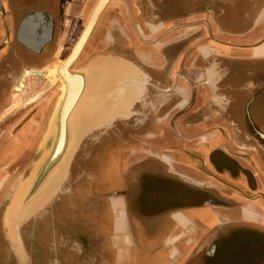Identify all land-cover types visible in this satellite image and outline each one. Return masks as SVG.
<instances>
[{"label":"flooded vegetation","instance_id":"flooded-vegetation-1","mask_svg":"<svg viewBox=\"0 0 264 264\" xmlns=\"http://www.w3.org/2000/svg\"><path fill=\"white\" fill-rule=\"evenodd\" d=\"M97 1L6 0L0 3L3 33L0 40V96L11 87L17 92L26 89L23 81L26 71H41L63 64ZM80 8L87 10L81 11V30L73 37L70 30L74 19L71 16ZM26 20L28 24L23 26ZM29 22L31 29L39 25L34 32L39 36V46L45 49L41 54L28 53L24 34L15 38L17 29L22 26V30L30 29ZM263 25L264 0H110L74 68L87 67L100 57L128 61L138 70L135 78L138 99L128 115L91 133L71 168V172L76 169L71 180L80 183L74 187L70 181L69 192L30 221L28 244H39L43 227L56 242L58 254L65 256L61 264H80L86 246L95 242L89 235L91 223L88 225L87 221H93L104 235L124 232L130 241L131 236L136 241L142 229H153L167 214L179 213L192 204L237 207L232 199L236 197L234 195L247 196L231 185L237 177L244 181L248 193L263 198V194L257 192L254 174L240 160L246 166L257 167L255 163H258L264 167V55L253 59L228 57L227 41L213 43L216 41L213 29L228 37V32L237 35ZM170 37L169 43L163 44ZM258 47L264 48V34ZM170 49H174L173 54L168 53ZM229 87L235 90H229ZM152 116L154 118L150 119ZM179 118L184 119L185 125L192 122L199 126L219 120L226 126L225 130L216 126L204 130L196 137L211 147L205 156V166L219 170L213 177L203 174L210 180H189L172 167L174 163L161 157L163 167L150 161L135 162L129 170L116 176L117 186L107 193L98 189L91 191V183L84 188L82 182L86 181L87 170L91 172L90 164L97 153L100 157L102 151L118 148L112 144L117 142L120 128L133 131L149 121L158 123L159 119H167L173 129ZM232 118L242 120L236 126L231 122ZM116 126L120 128L114 130ZM228 128L234 134L233 140L240 153L212 146L219 138L228 144ZM214 133L215 136H209ZM199 164V169L204 171L203 162L199 161ZM221 174L227 178H220ZM113 196L120 198L119 207L110 205ZM92 198L101 209L88 219L84 215L83 202L85 200L91 207L94 205ZM140 206L149 211H139ZM2 213L1 207L0 261L11 253L9 248L15 250L14 244L5 237ZM247 227L250 229L230 231L228 228V262L256 264L264 260V229L256 225ZM223 239L221 234L218 243ZM100 242H95L96 248ZM13 256L15 264H23L20 263L22 259ZM28 259L26 264H32L29 255ZM50 264L60 263L52 260Z\"/></svg>","mask_w":264,"mask_h":264},{"label":"crops","instance_id":"crops-1","mask_svg":"<svg viewBox=\"0 0 264 264\" xmlns=\"http://www.w3.org/2000/svg\"><path fill=\"white\" fill-rule=\"evenodd\" d=\"M4 1L6 0H0V3H3ZM8 23L10 24V22ZM1 24L2 22L0 18V40L3 34ZM23 26L21 29H17L18 32H16L15 38H18L17 35L24 34L25 37L27 36V38L23 39V41L27 42L26 50L28 53L36 51L34 53L41 54L45 49L44 46H39V36H37V34L34 32L39 25L37 24L31 29L29 22L28 26H30V29L26 31L24 29L22 30ZM213 32L214 39L217 41H214L213 43L228 42V49L226 51L228 53V57L253 59L264 55V48L258 47V43L261 41V39H263L264 25L263 27H260L256 30L253 29L246 33L240 32V34L237 35L228 32V37H225V35L217 32L215 29H213ZM167 40L168 41L163 42V44L169 43L171 37ZM168 53L173 54L174 49L168 50ZM1 55L2 53H0V56ZM105 59L106 57L98 58L92 64H90L94 66L83 70V72H89L92 70V72H96L97 75L101 74L102 76L100 79H102L100 82L98 81V86H100L101 83V86L105 84L106 75H108L107 77L110 76L111 79L108 78V83L112 86L115 85L114 82L119 81L118 78L120 75H122V73H124L126 77L124 79L128 78L129 68L121 67V64L124 62L117 61L121 64L119 67H116L114 64H108L111 61ZM124 66H126V64ZM26 74H28V71L25 72V75ZM135 80H131V86H137L135 85ZM125 82L129 84V81L127 82V80H125ZM140 86L141 85H139V87ZM100 89L101 88L99 87V90ZM121 89L122 88L118 90ZM228 89H231L232 91L235 90L233 87H229ZM137 92L138 89H136L135 93L130 92L128 95V107L121 105L124 109L120 106V109L117 110V113H119L120 116L129 114V107L138 98ZM121 97H123V95ZM102 99L104 100V95ZM183 118H179L175 121L173 129L158 125L160 128L157 126L149 136L155 137L156 139L160 138L158 141H156L157 148H160L165 144L168 147L175 148L170 150L172 155L167 156L168 159L166 160L171 164L174 163L176 171L179 172L184 171L183 169H189L192 170L193 173H195L193 175H197L199 179L210 180L204 176L201 178V172H195V168L190 169L189 167H186V163H183L185 157L182 156L185 154V148H190L187 152L199 151L200 153L202 152L203 154H207L209 152V148H211L210 145H204L202 140H199L198 138L196 141L197 143H192V146L191 144H186L183 140L190 137H200V135H202V131L214 129L216 124L208 122L199 126L192 124L185 125ZM241 120L242 118H232L231 122L235 123L237 126V123H239ZM161 121L163 120L159 119L158 122L160 123ZM164 124L169 126L167 119L164 120ZM226 132L228 133V144H224L215 140L212 142V146L219 147L222 151L229 150L233 153H240V151L237 150L238 148L235 141L233 140L234 134L230 133L229 128L226 130ZM215 135L216 133L212 135L210 134L209 136L212 137ZM248 156H250L249 153ZM240 162L254 174L257 192L263 194V198H255L254 193H248L244 181L240 179L241 177H237V181H235L236 183L233 182L231 185L239 187L242 192L247 194V196L244 198L237 197V194L234 195L236 197H233L232 199L237 203V207H228V205H224V207H218L201 203L202 206L192 204L187 208L185 207V209L182 208L184 211H179V213L174 214H167L165 217H163L162 223H158L153 227V229H146V234H148L151 238H158L160 236L159 234H162L159 239L160 245L151 249L144 245L141 247L142 243H140L141 240L138 237L136 238V243L130 241V238L129 240L126 239L125 241L123 236L124 232H115L114 234L112 232H107L105 236L100 237L99 234L96 233V229H94V231L91 230L89 231L91 233V239L96 243L100 240L102 242H100V245H98L97 248L95 242L89 243L86 246V253L83 255V257H81L80 264H143V260L145 261V259H149L147 261L148 264H245L228 262V228H230V231H233L235 228L250 229L247 226L256 225L264 229V167L258 165V163H255L257 167H250L249 165L246 166L243 160H240ZM204 164L206 165V159ZM205 171H207L206 173L209 174V176L213 177L215 176L213 174H216L219 170L211 166H205ZM219 177L226 179L227 175L221 174ZM216 186L220 189V191H222L221 187L218 185ZM198 210H204L208 211L209 213H213L212 220L208 222L205 220L203 222L204 224L200 223L199 220L195 218V212ZM245 225L246 227H243ZM221 234L224 236V239L218 243ZM151 238L148 237L147 241H151ZM145 255L148 256L146 257ZM147 263L144 262V264ZM77 264L79 263L77 262ZM256 264H264V260L257 262Z\"/></svg>","mask_w":264,"mask_h":264},{"label":"rangeland","instance_id":"rangeland-1","mask_svg":"<svg viewBox=\"0 0 264 264\" xmlns=\"http://www.w3.org/2000/svg\"><path fill=\"white\" fill-rule=\"evenodd\" d=\"M82 10L85 12L87 8H80V10H76L71 16V18L73 17L74 19L70 30L73 37L81 30V23H83V20L80 19L83 16L81 13ZM114 60L122 61L126 63V65L129 64L133 66L130 62L125 60H118L116 58H114ZM75 65L76 62L72 67L69 68V70L78 71L85 68L75 69ZM56 68L42 69L41 71L34 69L29 70L28 74L23 78V81L26 82V89L17 92L13 87H11L2 91L3 93L0 96V208H3L1 225L5 231L6 239L12 242L15 247V250L9 248L11 253L7 254L8 258L6 257L4 261L1 260L0 264H15L13 255H15L17 258L22 259L23 261L20 263L23 264L28 263V255L30 259H33L32 264H50L52 260H57V262H59L60 264L64 263L65 256L58 254L59 251L55 250L54 246L56 242L51 237H49V232L45 233L43 227H41V231L38 237L39 244H36L35 246L28 244V234L30 230L28 229V226L29 224H31L30 221L39 216L40 213H45L46 210L56 200L59 199V197H63L67 192H69V184L71 183V178L72 176L74 177V173L76 170L74 169L71 172L74 159L79 153L80 149L84 148V146L88 143V140H90L89 137L91 133L96 130L106 128L113 124L115 120L123 118V116H119L113 121H110L107 125L94 129L88 134V136L83 139L71 163L69 177L62 192L59 193L58 196L46 208H44V210L39 212L36 216L30 218L25 224H23L17 235L9 234L8 227L6 225L7 223L5 220L7 209L11 206V201L16 196L17 189L19 188L18 186L22 184L23 181H26V179L32 172V168H30V166L33 162H37L41 157L42 149L40 148V146L42 145L43 134L45 132L46 125L56 103L58 102L62 94L61 82H59L58 80L54 81L51 87L48 88L45 93L38 97L34 102H28L32 98H34L36 94L41 93L42 91H44V89H46L47 76H49L50 73H52ZM133 69L137 75L138 70L135 68ZM32 71L44 72V74L33 75V73H31ZM133 103L129 107L128 113L131 112ZM154 114L156 113H153V115ZM153 118L154 117L152 116L150 119ZM162 120L163 121H161L160 123L149 121L143 127H140L137 130L133 131L123 130L119 126H116L114 130L120 128L119 130L121 134H118L119 137L117 138V142L113 143L112 145H118V148H110L107 151H102L100 157H98L100 153H97L94 160L90 164L91 172L87 170L88 176H86L85 178L86 181L84 180L82 182L84 188H87V185L89 186V184L91 183V191H97L98 189V191L103 190L106 191L105 193H107L108 191L113 190L118 183L115 179L116 176L121 175V173L125 172L126 170H129L130 166L135 162L150 161L154 164L158 163L163 167L165 164L163 165V162L160 160L162 159L161 157L168 159L167 156L172 155L170 150H173L175 148L168 147L166 144L160 148H157L156 141H158L160 138L156 139L155 137L149 136L158 125L161 127H169L170 129H172L171 125L167 126L166 124H164L165 119ZM167 123L169 124L168 120ZM188 123L193 125L192 122ZM212 123H215L218 129H222L221 127H223V129L225 130L226 128V126L224 127V124L219 120ZM197 140L198 139L196 137H190L185 138L183 141L186 144H191L192 146V143L196 144ZM218 141L226 144L225 139L219 138ZM185 149V154L182 155L185 157L183 163H186V167H189L190 169L195 168V172H201V178H203V174L207 171L199 169V165L201 164H199V161L203 162L204 164L206 159L205 156L207 154H203L202 152L200 153L199 151L187 152L190 148ZM172 167H174L173 164ZM183 170L184 171H179V173H182L181 176H184L189 180H199L197 175H193L195 173H193L192 170ZM207 176L208 175L205 174V178ZM72 183L74 187H77L76 185L77 183H80V181H76L74 183L73 180ZM236 189L240 191L239 187ZM111 195H113V193ZM91 200L94 203V205H92L91 207L85 204V200L83 202L84 210L86 211V213L84 214L83 212V214L86 215L88 219L89 216L90 218H93L95 216L94 214L101 209L94 198H92ZM102 201L104 200L102 199ZM109 201L111 206L115 207L117 205L119 207L120 205V198H115L113 196ZM79 206L81 207V204ZM138 210L145 212L149 211L143 206H140ZM212 217L213 213H209L208 211L198 210L195 212V218L198 219L202 224H204L203 222L205 220H207V222L211 221ZM90 223L92 231L96 229V233L99 234L100 237L105 236L101 233V231L97 229V227H95L96 224H94L93 221H87L88 225ZM141 231L142 233L139 232L137 235V237L141 240V247H143L144 245L151 249L160 245L159 239L162 234H159L160 236L158 238H151L148 234H146L145 229H142ZM89 235L91 236L90 232ZM125 235L128 234L126 233ZM125 235L124 238L129 240V238L125 237ZM148 237L151 238V241H147ZM131 238L133 243H136L135 238L133 236H131ZM145 256L147 257L148 255ZM148 260L149 259H145V261L143 260V264L144 262L147 263Z\"/></svg>","mask_w":264,"mask_h":264},{"label":"water","instance_id":"water-1","mask_svg":"<svg viewBox=\"0 0 264 264\" xmlns=\"http://www.w3.org/2000/svg\"><path fill=\"white\" fill-rule=\"evenodd\" d=\"M109 2L110 0L97 1L83 31L81 32L76 44L72 48V52L68 59L59 67H57L52 73H50L49 76H47L46 89H44V91H42L41 93L36 94V96L28 102H34L38 97L45 93L48 88L51 87L54 81L58 80L59 82H61L62 94L58 102L56 103L46 125V129L43 134L42 145L40 146V148L42 149L41 157L37 162H33L30 166V168H32V172L30 173L26 181H23L22 184L18 186L19 191L17 189V196H15V198L11 201V206L7 209L5 220L7 223L6 225L8 227L9 234L17 235L23 224H25L30 218L36 216L39 212L44 210V208H46L58 196V194L62 192L69 177L71 163L83 139L94 129L107 125L110 121H113L115 118L119 117L120 114L117 113V110H119L121 105L128 107V95L130 94V92H136L137 88L135 86H131L130 84L131 80L133 81L136 78V73L133 69L134 67L129 64L124 66L126 63H123V65L121 63H118L114 59L106 58L105 60L111 61L108 64H114L116 67H119L121 64L122 68H129L128 78L124 79L126 77L124 73H122V75H120L121 77L119 76L118 78L119 81L115 82V85L112 86V90L109 91V89H107L105 98L108 103L103 113H101L100 116H97L96 119L94 118L93 121L83 124L74 137L71 148L69 150H66L64 148V153H60L62 154L61 157L57 158L56 151L60 142V131L62 129L61 115L65 103V86H67V83L65 81L66 79L60 76V74L58 73V69L61 66L65 65L66 62L72 57L73 60L68 65V71L70 74L82 73L84 75L83 70L94 66L89 65L84 69L78 71L69 70V68L72 67L80 57L92 31L98 23L99 17L104 12ZM27 22L28 20H26L23 25H27ZM25 44L27 45V42ZM31 73H33V75L44 74V72L36 71H32ZM125 80H127V82L129 81V84L126 83ZM120 88H122L119 91L122 93L123 97L120 101L116 102V99L112 95L113 93H115L114 91H116L118 94L119 92L117 90ZM9 211L10 214L8 215Z\"/></svg>","mask_w":264,"mask_h":264},{"label":"bare ground","instance_id":"bare-ground-1","mask_svg":"<svg viewBox=\"0 0 264 264\" xmlns=\"http://www.w3.org/2000/svg\"><path fill=\"white\" fill-rule=\"evenodd\" d=\"M72 60L73 57L58 69L60 76L66 79L67 86H65V103L61 115L62 129L60 131V142L56 151L57 158L61 157L62 154L60 153H64V148L66 150L71 148L74 137L83 124L93 121L94 118L96 119L97 116H100V114L103 113L108 103L105 98V93L107 89L111 91L113 88L112 85L108 83L109 79H111L110 76L107 77L108 75L105 77V84L101 86V83V85L98 86V81L100 82L102 79H100V77L102 75H97L96 72H92V70L84 72V75L82 73L70 74L68 71V65ZM99 87L101 88L100 90ZM117 91L119 92L118 94L114 91L115 93L112 95L116 99V102L122 98V93L119 90ZM103 95L104 100L102 99ZM9 214L10 211L8 212V215Z\"/></svg>","mask_w":264,"mask_h":264}]
</instances>
